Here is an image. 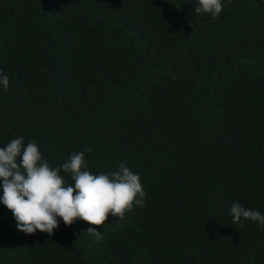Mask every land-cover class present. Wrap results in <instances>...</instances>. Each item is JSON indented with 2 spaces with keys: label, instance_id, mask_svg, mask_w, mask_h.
Returning a JSON list of instances; mask_svg holds the SVG:
<instances>
[{
  "label": "trees",
  "instance_id": "trees-1",
  "mask_svg": "<svg viewBox=\"0 0 264 264\" xmlns=\"http://www.w3.org/2000/svg\"><path fill=\"white\" fill-rule=\"evenodd\" d=\"M194 8L0 0V146L22 135L50 166L84 151L94 173L123 161L146 192L51 235L0 203V264H264V228L229 215L234 201L264 213V0Z\"/></svg>",
  "mask_w": 264,
  "mask_h": 264
},
{
  "label": "clouds",
  "instance_id": "clouds-1",
  "mask_svg": "<svg viewBox=\"0 0 264 264\" xmlns=\"http://www.w3.org/2000/svg\"><path fill=\"white\" fill-rule=\"evenodd\" d=\"M227 0H195V13L217 17ZM9 75L0 69V87L7 90ZM18 135L0 146V203L12 211L16 227L25 233L37 230L49 235L62 219L71 224L76 218L100 225L108 214L123 217L133 204L144 206L146 192L139 172L121 161L118 170L92 172L84 151L70 154L63 163L50 166L39 146L32 140L24 143ZM91 151V149H86ZM70 173L68 183L61 173ZM233 224L252 220L264 228V213L234 201L229 209ZM87 231L99 240L102 231L89 226Z\"/></svg>",
  "mask_w": 264,
  "mask_h": 264
}]
</instances>
